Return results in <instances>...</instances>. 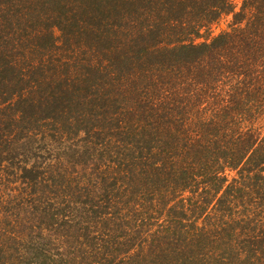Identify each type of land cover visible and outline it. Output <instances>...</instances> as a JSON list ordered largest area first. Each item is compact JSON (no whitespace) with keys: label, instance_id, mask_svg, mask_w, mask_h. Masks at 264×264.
Listing matches in <instances>:
<instances>
[{"label":"trees","instance_id":"16d2710c","mask_svg":"<svg viewBox=\"0 0 264 264\" xmlns=\"http://www.w3.org/2000/svg\"><path fill=\"white\" fill-rule=\"evenodd\" d=\"M222 15L230 28L197 43ZM263 109L264 0H0V178L32 173L30 142L82 133L142 208L172 196L182 218L223 212L217 235L236 234L247 220L226 215L230 196L264 193ZM185 224L164 231L168 247H140V263L191 252L196 264H264V231L209 261L192 241L207 231Z\"/></svg>","mask_w":264,"mask_h":264},{"label":"rangeland","instance_id":"374dc122","mask_svg":"<svg viewBox=\"0 0 264 264\" xmlns=\"http://www.w3.org/2000/svg\"><path fill=\"white\" fill-rule=\"evenodd\" d=\"M230 24L231 17L222 15L203 28L195 41H208L227 31ZM53 33L61 45V33L56 29ZM254 127L264 136V109ZM87 142L82 133L77 137L59 135V142L52 145L41 142L33 147L30 142L27 150L32 173L24 179L11 176L10 171L1 176L0 264H141L137 256L140 247L158 241L168 247L169 225L177 228L185 223H196L207 231L203 236L192 235L195 248L207 260L206 256L214 258L220 247L238 249L261 241L264 193L246 197L239 191L233 193V208L226 215L245 218L247 224L236 227V234L220 237L217 232L223 212L205 219L191 213L182 218L178 207L169 210L172 196L158 197V207L142 208L140 189L121 179L123 171L94 159ZM233 176L228 174L229 183ZM132 251L135 255L128 259L127 252ZM150 256L149 262H160L158 253ZM184 258L189 262L179 258L171 264H196L193 253Z\"/></svg>","mask_w":264,"mask_h":264}]
</instances>
